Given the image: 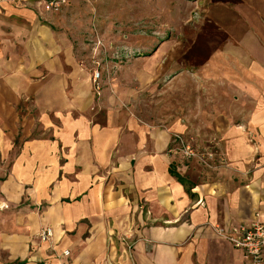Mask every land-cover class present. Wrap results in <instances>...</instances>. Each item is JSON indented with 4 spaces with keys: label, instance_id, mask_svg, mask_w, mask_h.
<instances>
[{
    "label": "crops",
    "instance_id": "crops-1",
    "mask_svg": "<svg viewBox=\"0 0 264 264\" xmlns=\"http://www.w3.org/2000/svg\"><path fill=\"white\" fill-rule=\"evenodd\" d=\"M207 1L194 44L161 43L100 101L55 18L71 0L1 20L0 206L20 209L0 264H244L218 231L264 222V0Z\"/></svg>",
    "mask_w": 264,
    "mask_h": 264
},
{
    "label": "rangeland",
    "instance_id": "rangeland-1",
    "mask_svg": "<svg viewBox=\"0 0 264 264\" xmlns=\"http://www.w3.org/2000/svg\"><path fill=\"white\" fill-rule=\"evenodd\" d=\"M38 1L0 0V25L3 24L1 20L6 22L18 16L20 12L17 10H27L26 16L33 21L35 14L40 16V10L33 7ZM202 2L206 4L208 1ZM199 4V0H71L70 9L67 7L69 10H63L55 18L75 35L77 53L80 56L89 55L81 63L82 67L85 68L86 63L95 64L92 75L99 68L102 82L106 87H111L120 76L124 85L132 72L144 71L147 64H152L151 54L161 43L166 41L167 51L173 52L182 49V45L189 48L194 44V24H202L206 15V10ZM42 22L53 27V30L58 28L55 26L57 21L54 23L50 16H43ZM98 40L102 45L95 51L93 43ZM94 91L93 87L94 99L100 101L99 93ZM18 145L16 139L12 151ZM1 152L2 144L0 164L3 162L8 167L11 159L2 161ZM2 199L4 196L0 191V204ZM18 209L0 206V230L8 224L4 218H12Z\"/></svg>",
    "mask_w": 264,
    "mask_h": 264
},
{
    "label": "built area",
    "instance_id": "built-area-1",
    "mask_svg": "<svg viewBox=\"0 0 264 264\" xmlns=\"http://www.w3.org/2000/svg\"><path fill=\"white\" fill-rule=\"evenodd\" d=\"M66 3L67 0H45V7L47 11L59 12ZM101 45L100 40L94 41V50L100 49ZM102 80V72L98 68L92 75L95 92L99 93L102 90ZM174 140L186 156L192 157L196 155L194 148L190 143L186 142L183 136L175 134ZM218 232L230 241L234 247L245 251L247 260L244 264H264V222L256 220L250 224L234 226L230 230L219 229ZM39 236L43 241L49 242L54 237V231L52 228H43ZM64 253L68 255L69 251L66 250Z\"/></svg>",
    "mask_w": 264,
    "mask_h": 264
},
{
    "label": "bare ground",
    "instance_id": "bare-ground-1",
    "mask_svg": "<svg viewBox=\"0 0 264 264\" xmlns=\"http://www.w3.org/2000/svg\"><path fill=\"white\" fill-rule=\"evenodd\" d=\"M261 11H263V10H261ZM204 46V45H203ZM3 205V204H2ZM5 205V204H4Z\"/></svg>",
    "mask_w": 264,
    "mask_h": 264
}]
</instances>
